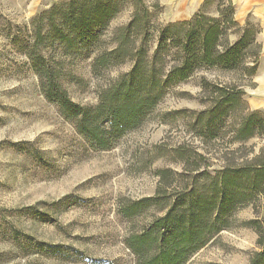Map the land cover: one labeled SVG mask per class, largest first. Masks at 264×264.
Masks as SVG:
<instances>
[{
  "label": "rangeland",
  "instance_id": "rangeland-1",
  "mask_svg": "<svg viewBox=\"0 0 264 264\" xmlns=\"http://www.w3.org/2000/svg\"><path fill=\"white\" fill-rule=\"evenodd\" d=\"M61 1L0 0V264H135L126 237L163 211L151 208L127 219L119 212L123 204L153 196L159 187L173 192L178 176L192 167L187 160L194 158L193 150L210 173L264 155V134L243 142L232 138L240 117L256 110L255 75H248L247 69L255 68L262 47L256 35L242 51L243 71L234 77L243 88L245 107L233 113L232 125L219 128L218 137L201 133L208 121L198 120L216 94L212 88L205 90L200 73L170 87L147 120L113 147L95 149L40 90L26 53L31 19ZM204 2L195 11L192 0H127L103 37L109 40L137 5L147 7L157 23L168 24L189 21ZM202 13L220 20L225 46L239 41L247 28L259 31L257 22L237 18L233 0H209ZM94 55L77 61L74 78L65 83L72 100L83 105H95L100 92L133 66L127 61L95 72ZM227 75L205 72L209 82L220 85ZM258 202L256 209L252 203L239 206L232 226L186 264H249L260 249L259 235L245 221L261 217L257 211L263 209L264 197Z\"/></svg>",
  "mask_w": 264,
  "mask_h": 264
},
{
  "label": "trees",
  "instance_id": "trees-1",
  "mask_svg": "<svg viewBox=\"0 0 264 264\" xmlns=\"http://www.w3.org/2000/svg\"><path fill=\"white\" fill-rule=\"evenodd\" d=\"M126 1L63 0L31 19L32 40L26 53L40 90L93 148L106 150L128 131L140 127L170 87L202 73V86L212 88L216 97L198 121H208L207 131H201L204 137H218L219 128L232 125L233 113L239 106L245 107L243 88L235 83L234 75L243 71L242 51L246 44L255 42L259 31L247 28L233 45L221 44L220 20L202 13L209 2L205 0L201 11L189 21L168 24L157 23L147 7L137 5L131 19L115 28L107 40L104 32ZM91 54H95V72L127 61L133 66L100 92L95 105H83L72 100L65 83L74 78L76 62ZM258 66L259 60L255 68L247 69L248 75H256ZM211 69L228 74L218 82L223 85L207 80L205 72ZM232 132V138L242 142L264 134V115L258 109L251 110L240 117L239 126ZM179 151L187 160L184 149ZM193 152L194 158L187 160L192 167L178 176L173 192L167 194V189L159 187L153 196L121 206L119 212L127 219L151 208L163 211L126 237L135 264H186L232 226L239 206L252 203L256 209L264 197V155L248 164L221 165L210 173L208 165L200 161L201 154ZM257 212L261 217L245 221L259 235L260 249L249 264H264V207Z\"/></svg>",
  "mask_w": 264,
  "mask_h": 264
},
{
  "label": "crops",
  "instance_id": "crops-1",
  "mask_svg": "<svg viewBox=\"0 0 264 264\" xmlns=\"http://www.w3.org/2000/svg\"><path fill=\"white\" fill-rule=\"evenodd\" d=\"M236 5V15L240 21L252 20L258 23L257 40L261 44L262 52L259 66L254 78L255 98L252 102L254 109L264 110V0H233ZM204 0H192L193 9L201 6ZM192 15L179 19H189Z\"/></svg>",
  "mask_w": 264,
  "mask_h": 264
}]
</instances>
